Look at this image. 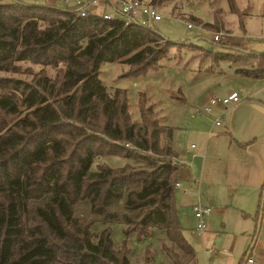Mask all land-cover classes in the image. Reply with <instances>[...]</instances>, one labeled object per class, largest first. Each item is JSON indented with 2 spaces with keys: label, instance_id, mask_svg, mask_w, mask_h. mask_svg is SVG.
I'll return each instance as SVG.
<instances>
[{
  "label": "trees",
  "instance_id": "1",
  "mask_svg": "<svg viewBox=\"0 0 264 264\" xmlns=\"http://www.w3.org/2000/svg\"><path fill=\"white\" fill-rule=\"evenodd\" d=\"M168 1L149 5L158 10ZM219 15L213 23L189 21L218 30ZM179 45L150 25L105 20L95 7L81 14L0 0V72L18 73L20 62L59 67L54 77L35 74L31 82L0 77V264H163L149 248L140 263L128 245L130 236L149 239L153 229L164 234L160 252L171 264L195 263L175 206L180 163L172 129L144 94L135 121L126 91L110 92L99 79L106 62L127 64L132 76L155 70ZM244 54L249 67L235 73L264 80V51ZM110 155L133 164L93 168ZM114 222L124 225L118 245L109 226L93 228Z\"/></svg>",
  "mask_w": 264,
  "mask_h": 264
},
{
  "label": "rangeland",
  "instance_id": "2",
  "mask_svg": "<svg viewBox=\"0 0 264 264\" xmlns=\"http://www.w3.org/2000/svg\"><path fill=\"white\" fill-rule=\"evenodd\" d=\"M20 1L64 7L60 0ZM144 1L149 3L150 0ZM234 2L235 12L230 10L228 0H169L166 6L158 9L161 18L151 22L150 26L168 41L180 43V47H172L167 56L160 61L157 69L148 70L140 75H129V66L125 63L106 62L100 67L99 79L108 91L112 92L115 89L126 91L129 112L135 121L140 117L138 109L140 94H144L147 100L154 104L157 116H160L162 123L173 131L171 144L174 149L183 151L190 144L200 148L204 141L201 130L212 131L213 134L217 132L219 127L214 126L211 115L194 112L195 107L204 105L211 95L219 97L225 89L236 91L243 97L249 95L246 78L235 73V69L249 67L250 63H246L251 59L246 57L244 51L255 53L264 51V0ZM174 6L177 10L172 11ZM95 10L102 13V7H95ZM218 13H221L218 30L189 21L191 16H194L202 23H213L215 14ZM187 23H191L192 27L188 28ZM216 33L224 34L226 39L213 43V35ZM192 44L198 49L188 47ZM228 52L234 53L231 61L217 58ZM18 65H20L18 73L0 72V77H13L31 82L35 74L44 73L50 77L59 74V67L31 62H20ZM13 123L14 121L8 125L13 128ZM130 162L133 164V161L126 158L110 155L97 159L93 168H96L97 164L121 168ZM174 196L185 237L188 240V232L193 231L194 238L189 237V240L196 241L195 238H199L194 232L197 221L190 205L195 201V197L184 195L178 189H175ZM201 204L204 205L202 201ZM82 209L86 213L85 208ZM206 223L208 224L207 218ZM98 226L100 229L110 227L111 239L115 245L120 244L125 238L124 225L121 223L107 225L95 223L93 228ZM163 235L158 229H153L149 239L139 241L135 235L130 236L128 245L134 253L135 260L141 263L145 250L149 248L154 252L156 262L171 264L160 252L159 238Z\"/></svg>",
  "mask_w": 264,
  "mask_h": 264
},
{
  "label": "crops",
  "instance_id": "3",
  "mask_svg": "<svg viewBox=\"0 0 264 264\" xmlns=\"http://www.w3.org/2000/svg\"><path fill=\"white\" fill-rule=\"evenodd\" d=\"M243 77L249 95L238 93L241 102L210 114L213 119L223 116L222 124L214 125L217 132L201 130L200 148L190 144L183 151L175 149L181 162L178 190L195 197L191 209L197 200L211 208L205 234L194 229L199 238L191 241L194 233L188 232L196 252L194 264H247L248 253L264 264V80ZM233 92L225 89L219 97Z\"/></svg>",
  "mask_w": 264,
  "mask_h": 264
},
{
  "label": "built area",
  "instance_id": "4",
  "mask_svg": "<svg viewBox=\"0 0 264 264\" xmlns=\"http://www.w3.org/2000/svg\"><path fill=\"white\" fill-rule=\"evenodd\" d=\"M63 3V9L73 10L84 13L85 10L90 7H102V17L105 20H117L124 26H148L151 22L157 21L161 18L159 11L153 6L146 3L144 0H60ZM187 27L191 28L192 24L187 23ZM226 39V36L222 33H216L213 35L212 42L218 43L221 40ZM243 98L236 92H233L225 97L213 96L210 97L206 104L195 107L196 114H212L213 110L218 107L234 106L241 102ZM223 116L220 114L214 119V125L219 126L222 124ZM125 146H129L125 144ZM191 147H194L192 145ZM179 163L180 160L177 159ZM175 189H182V185L176 182ZM194 192L199 194L198 186L195 187ZM194 217L197 221L195 231L199 235H204L206 232L207 224L206 217L211 211V208L204 206L199 200L192 206ZM247 264H257L256 261L248 257L246 259Z\"/></svg>",
  "mask_w": 264,
  "mask_h": 264
},
{
  "label": "water",
  "instance_id": "5",
  "mask_svg": "<svg viewBox=\"0 0 264 264\" xmlns=\"http://www.w3.org/2000/svg\"><path fill=\"white\" fill-rule=\"evenodd\" d=\"M248 256H249V253L246 255V259L248 258Z\"/></svg>",
  "mask_w": 264,
  "mask_h": 264
}]
</instances>
